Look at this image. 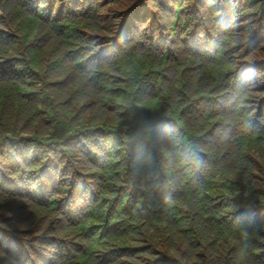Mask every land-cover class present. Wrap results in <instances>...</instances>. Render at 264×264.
<instances>
[{
    "label": "trees",
    "instance_id": "trees-1",
    "mask_svg": "<svg viewBox=\"0 0 264 264\" xmlns=\"http://www.w3.org/2000/svg\"><path fill=\"white\" fill-rule=\"evenodd\" d=\"M0 264H264V0H0Z\"/></svg>",
    "mask_w": 264,
    "mask_h": 264
}]
</instances>
